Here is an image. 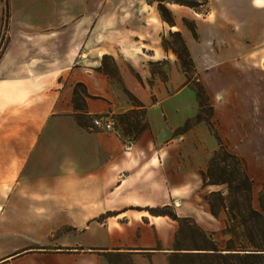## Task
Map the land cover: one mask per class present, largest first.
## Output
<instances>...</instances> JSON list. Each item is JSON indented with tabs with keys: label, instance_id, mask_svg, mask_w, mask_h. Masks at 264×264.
<instances>
[{
	"label": "crops",
	"instance_id": "crops-1",
	"mask_svg": "<svg viewBox=\"0 0 264 264\" xmlns=\"http://www.w3.org/2000/svg\"><path fill=\"white\" fill-rule=\"evenodd\" d=\"M7 6L0 46V242L8 252L0 264H108L114 254L128 264H170L176 220L146 213L164 206L218 242L224 208L213 215L205 198L187 208L189 185L215 191L201 172L217 142L204 121L174 135L199 107L176 55L161 44L170 32L181 35L217 133L244 159L251 206L260 208L264 0H207L198 8L167 1L173 25L146 0H7ZM3 12L0 0V31ZM183 19L194 22L195 36ZM76 83L89 95L88 125L78 123L72 104ZM137 102L148 128L134 141L92 127L94 115L138 111ZM13 231L52 240L26 244ZM17 249L24 250L12 254Z\"/></svg>",
	"mask_w": 264,
	"mask_h": 264
},
{
	"label": "rangeland",
	"instance_id": "rangeland-1",
	"mask_svg": "<svg viewBox=\"0 0 264 264\" xmlns=\"http://www.w3.org/2000/svg\"><path fill=\"white\" fill-rule=\"evenodd\" d=\"M146 1L157 3L158 0ZM161 1L164 5L167 1L172 2V0ZM186 1L192 3L196 2V0ZM4 33L5 29L2 26V30L0 31V46L4 38ZM162 38H164V40L162 42L161 39V44L164 48L167 47V44H178V39L173 34H166ZM108 64H110L109 61ZM160 67V65H154L152 69L159 70ZM188 79L190 82V86L194 90V92L200 94V98H202V100H206L205 96L203 95L200 89L202 85L200 81V74L196 73L194 64L193 68L188 70ZM118 114L120 113H115L111 115H94L93 117L109 116L113 120V130H116L118 133H121L122 123H120L117 118L119 116ZM199 114L201 118L211 120L214 124V120L208 106L205 109L199 111ZM143 115L144 114H142L141 112L135 111L134 113L129 114L127 116V119L131 122L137 120L140 124H142L144 122ZM195 124L196 122L192 120V126H194ZM123 137L126 140L128 139L124 135ZM217 148L218 146L216 147V149ZM227 151L232 153L228 149V147ZM213 152L210 154V157L212 156ZM239 158L242 159L241 157ZM217 166L224 167L225 170H230L233 166V162L230 159H226L225 163H223L222 161H218ZM235 185V178L231 177L230 186L226 183L216 184L215 186H213L215 192H220V195H208L209 193H207V191L209 190V187L202 188L203 186L199 187L194 186L193 184H191V186H188L191 187V190L188 191L189 195L187 196V203L189 205L187 206V208L192 209L196 206V204H200L202 202L204 203V201H202V198L209 196V200L212 203L216 214L222 207L224 208L226 213V222L225 226L221 229L220 233L218 234L219 240L216 243L212 239L211 234L201 232L191 218L180 217L179 220L176 221L178 225V231L175 239L176 243H174L173 245L176 254L171 256L169 260L170 264H248V261L244 258L243 253L249 251H243L240 249H251L252 247L250 244V240L252 238L253 241H255L256 243L264 245V242L261 241L259 237L261 232H264V193L262 194L259 200L260 208L255 209L251 206L250 195L236 191ZM165 211L170 213L171 211H173V207L169 206L167 209H165ZM146 213L150 214L149 211H147ZM109 214L112 213L109 212ZM104 216H106V214ZM100 220H102V218H100ZM7 234L9 233L7 232ZM10 234L12 235L11 237L18 238V240L23 241L26 244H36L37 242H46V244H50L49 241L52 240L50 234L45 233L39 236V238H37L34 233H27L23 235L13 231ZM2 237L3 236H0V241L2 240ZM217 244H219L220 247H218ZM213 246H216L219 250H211L213 249ZM21 250L24 249L14 250L12 254ZM225 251H229V253H226ZM4 252H8V250L4 249L3 243L0 242V254ZM234 252H238V255H232V253ZM260 259L262 260L261 264H264V255H261ZM110 260L111 264H128V261L125 260V257L120 255L111 256Z\"/></svg>",
	"mask_w": 264,
	"mask_h": 264
},
{
	"label": "trees",
	"instance_id": "trees-1",
	"mask_svg": "<svg viewBox=\"0 0 264 264\" xmlns=\"http://www.w3.org/2000/svg\"><path fill=\"white\" fill-rule=\"evenodd\" d=\"M2 1L4 2V19H3V25L2 26L5 29L6 23H7V17H8V6H7V0H2ZM172 2L176 3V4L184 5V6H187L190 8H198L200 6H204L206 4L207 0H196V2H194V3L186 1V0H172ZM157 9H158L159 14H160L163 21H165L166 23H168L170 25L174 24L171 13L167 9V7L162 3L161 0L157 1ZM183 24L195 36L196 33H195L194 22L189 21L187 19H183ZM172 34L178 39V44H176V43L172 44V45L167 44L166 48L170 49L176 55V57L180 63V66H181L182 70L184 71V73L187 77V82H189L188 70L193 68L192 59L189 55V52L187 50V47H186L181 35L178 32H170L169 33V35H172ZM163 40H164V38H162V42H163ZM103 69H104V71L109 70L107 66L103 67ZM200 89H201L203 95L205 96L206 100H202V98H200V94L195 92L196 97H197L198 107H199L198 110L201 111L208 106L210 111H211V115H212L213 110H212V107L210 106V104L208 102V98H207L206 92L204 90V87L201 85ZM86 97H89V95L87 94L85 87L80 83H76L73 86L71 99H72V104H73L74 110L76 111L75 113H76L77 121L79 124H82V125H88V123H87L88 121H86V120L84 121V117H83V115H85V112H86L85 107H84V101H85ZM129 97L131 100H134V98L132 96H129ZM137 106L140 108V110H138V111L143 114V106L139 102H137ZM199 111L194 116L188 118L180 127L176 128L174 130V135L183 134L186 131H188L192 127V120H194L196 123L200 122V121H204L208 125V128L210 129L211 133L213 134V136L216 139L218 148L216 150H214L212 156L209 158V160L207 162L206 169L201 172L203 184L204 185H216V184L226 183L230 186L231 185V177H234L235 181H236V185H235L236 191L243 192V193L250 195L252 182L246 174L245 161L243 159H240L235 154L227 151V147L224 144L221 137L218 135L217 130H216L214 124L212 123V121L205 119V118H201ZM134 112L135 111L120 113V114H118L119 116L117 117L119 122L122 123L121 134L128 137L129 142L134 141L140 133H142L144 130H146L148 128V124L146 122H143L142 124H140L137 120H134V122H131L127 119V116L131 113H134ZM226 159H230L233 162V166L230 170H225L224 167L217 166L218 161H222L223 163H225ZM263 193H264V186L259 193V200H260ZM208 195H220V192L214 191V192H210ZM205 200L209 204L210 212L213 215H216V212L214 211L213 205L209 200V196L208 197L206 196ZM221 205H222V203H221ZM168 207L169 206L157 207L155 209L148 208L147 211H149L150 214H152V215H167L173 220H176V221L179 220V217H177L173 211H171L170 213L165 211V209H167ZM109 215H111V214H109V212H108V213H106V216H104V215L99 216L98 218H96V220L100 221V218L103 219ZM259 237H260L261 241L264 242V232H261ZM175 243H176V240H175ZM250 244L252 247L251 249H240L243 251H249V253H245V252L243 253L244 258L248 261V264H261L262 260L260 259V257H261V255H264V254L260 253V252L264 251V248H263L264 245H260V244L256 243L255 241H253V238L250 240ZM211 250L218 251L219 249H217L216 246H213V249H211ZM227 250H231V249H227ZM232 255H238V252H234V253H232ZM111 256H117V254L108 255V257H107L108 264H111V260H110Z\"/></svg>",
	"mask_w": 264,
	"mask_h": 264
},
{
	"label": "built area",
	"instance_id": "built-area-1",
	"mask_svg": "<svg viewBox=\"0 0 264 264\" xmlns=\"http://www.w3.org/2000/svg\"><path fill=\"white\" fill-rule=\"evenodd\" d=\"M91 125L93 128L103 129V130H113V120L109 116L103 117H92Z\"/></svg>",
	"mask_w": 264,
	"mask_h": 264
},
{
	"label": "water",
	"instance_id": "water-1",
	"mask_svg": "<svg viewBox=\"0 0 264 264\" xmlns=\"http://www.w3.org/2000/svg\"><path fill=\"white\" fill-rule=\"evenodd\" d=\"M226 253H229V251H225ZM245 253H249V252H245ZM260 253H263L264 254V252H260Z\"/></svg>",
	"mask_w": 264,
	"mask_h": 264
}]
</instances>
